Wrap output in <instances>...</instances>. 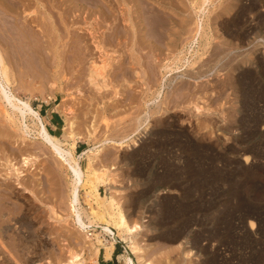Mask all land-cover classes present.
<instances>
[{"label":"rangeland","instance_id":"374dc122","mask_svg":"<svg viewBox=\"0 0 264 264\" xmlns=\"http://www.w3.org/2000/svg\"><path fill=\"white\" fill-rule=\"evenodd\" d=\"M8 1L20 4L19 18L6 16ZM202 2L0 0L5 19L27 29L26 40L16 38L29 43L12 89L51 134L82 136L77 158L150 119L138 147L108 145L96 165L117 168L114 193L129 217L146 220L140 240L152 264H264V0H211L204 14ZM200 17L205 37L185 46ZM156 20L164 28L154 33L147 22ZM102 63L105 76L92 83V68ZM56 112L61 120L52 129L48 116ZM1 117L0 264L65 260L67 249L82 247L67 220L69 175L36 133L23 136ZM79 161L86 170L87 158ZM100 193L108 195L105 188ZM84 200L81 193L88 208ZM116 244L117 254L126 255V245Z\"/></svg>","mask_w":264,"mask_h":264},{"label":"bare ground","instance_id":"6f19581e","mask_svg":"<svg viewBox=\"0 0 264 264\" xmlns=\"http://www.w3.org/2000/svg\"><path fill=\"white\" fill-rule=\"evenodd\" d=\"M73 1V0H72ZM83 1V0H82ZM108 1V0H107ZM135 1V0H134ZM162 1V0H161ZM95 2V1H94ZM101 2V1H100ZM105 1H102V3ZM119 2V1H118ZM133 1L129 2V4H132ZM142 2V1H141ZM144 2V1H143ZM152 2V1H151ZM169 2V1H166ZM165 2V3H166ZM211 0H203L201 6L199 7V13L203 12L205 6L209 4ZM22 3V2H21ZM71 3V2H70ZM76 3V2H75ZM82 3V2H81ZM109 3V2H108ZM114 3V2H113ZM127 3V2H126ZM134 3V2H133ZM138 3V2H137ZM136 3V4H137ZM158 3V2H157ZM6 3H4L5 6ZM63 4V3H62ZM68 4V3H67ZM116 4V3H115ZM125 4V3H124ZM128 4V5H129ZM135 4V3H134ZM135 4V5H136ZM139 4V3H138ZM141 4V3H140ZM3 5V4H2ZM20 4L17 2H9L6 8V16H9L8 14L13 13L14 15H18L17 18H19V12L22 10L19 6ZM107 5V4H106ZM112 5V4H110ZM127 5V6H128ZM134 5V6H135ZM142 5V4H141ZM156 5V4H155ZM196 5V4H195ZM109 6V5H108ZM117 6V5H115ZM114 6V7H115ZM133 6V8H134ZM149 6V5H147ZM154 6V5H153ZM3 7V6H2ZM102 8V4L100 6ZM110 7V6H109ZM109 7L107 8L109 10ZM129 7H131L129 5ZM135 7H138L136 5ZM144 8L146 5L143 6ZM160 7V6H159ZM171 7V6H170ZM208 7V6H207ZM206 7V8H207ZM128 8V7H127ZM141 8V7H140ZM175 8V7H174ZM33 9V8H32ZM104 9V8H103ZM111 9V8H110ZM118 9V8H117ZM129 9V8H128ZM132 9V8H131ZM136 9V8H135ZM260 9V8H259ZM4 10V9H3ZM2 10V11H3ZM163 10V9H162ZM198 10V8H197ZM33 11V10H32ZM106 11V10H105ZM119 11V10H118ZM121 11V10H120ZM129 11V10H127ZM137 11V10H135ZM139 10L138 12H140ZM143 11V10H142ZM150 11V10H148ZM180 11V10H179ZM23 12V11H22ZM27 12V11H26ZM110 12V11H109ZM108 12V13H109ZM124 12V11H123ZM130 12V11H129ZM132 12V10H131ZM145 12V11H144ZM155 12V11H154ZM248 12V11H247ZM34 12L30 13L31 16ZM107 14V12H105ZM134 13V12H133ZM133 13L132 16H133ZM142 13V12H141ZM205 11L203 12V14ZM12 14V15H13ZM122 14V13H120ZM124 14V13H123ZM136 14V12H135ZM197 14V13H196ZM28 15V16H29ZM108 15V14H107ZM111 15V14H110ZM130 14L125 16H129ZM153 15V12H152ZM159 15V14H157ZM164 15V14H163ZM198 15V14H197ZM3 13H0V113L1 118L6 121L5 123H11L14 128H16L21 135L23 136H29L32 134V132L36 133L41 141L43 140L44 144L47 145L52 152L57 156V158L61 162V166L66 169L69 178H70V185L69 186V214L67 215V220L72 219V223L74 225V228L77 230L78 235L80 237V241L82 244H80L82 247L81 250H76L74 247L71 249H67L66 253L68 252V256L66 259H57L58 262L51 258V260H47L45 264H99V256L101 254V251L104 252V256L106 260H110L113 256V253L115 251V245H117V241L120 240L122 243L126 245L127 254L126 255H120L119 260L121 261V264H152L147 257L146 254V243H143L142 240H140V235L144 232L145 226L144 225V218H141L137 221V219L131 218L127 215V209L124 208V202H121V198L119 199V196H117L114 193V183L117 181H114V176L116 177V170L117 168L111 164L108 166L105 165H96L98 162L96 159L99 157L100 154V161L103 159L102 156L105 154V148L108 145H117L119 146V149L122 148L131 149L136 148L140 145V142H142V138L149 133V125L150 122L148 119H145L142 123L141 120L136 124V129L133 133L130 135L121 137V138H106L100 142V147H95L93 149H88L82 153V155L77 158L75 155V150L78 144L79 139H81V135L77 134L74 130H72L69 135L71 140H64L61 137H58L57 135H53L49 132L47 129L46 123L42 119V116L39 112H37L31 105V102L29 100H23L19 97V92H15L12 89L13 84L16 82H19L20 76L22 74L21 68L23 67L22 64V58L19 57L20 52L22 51V47L28 45L26 40L27 37L22 34V31L27 30L25 26H23L22 29L17 25L16 23L10 22L5 17ZM113 16V15H112ZM116 16V15H115ZM119 16V15H118ZM117 16V17H118ZM144 16V15H143ZM151 16V15H150ZM201 16V15H200ZM4 17V18H3ZM111 17V16H110ZM121 17V16H119ZM138 15L136 16V19ZM142 17V16H141ZM160 17V16H159ZM163 17V16H162ZM205 17V16H204ZM7 18V17H6ZM14 18V17H12ZM16 18V19H17ZM116 18V17H114ZM127 18V17H126ZM130 18V17H128ZM127 18V19H128ZM135 18V16H134ZM133 18V19H134ZM145 18V17H144ZM147 18V17H146ZM167 18V17H166ZM171 18V17H170ZM16 19L14 21L16 22ZM121 19V18H119ZM123 19V18H122ZM155 19V18H154ZM13 20V19H12ZM19 20V19H18ZM140 20H143L142 18ZM180 20V19H179ZM42 21V20H41ZM108 21V20H107ZM118 21V20H117ZM131 21V20H130ZM148 21V20H147ZM116 22V21H115ZM129 22V21H128ZM146 22V21H145ZM170 22V21H169ZM203 22L204 20L200 19L197 21L195 27V31L193 32L194 35L191 38L187 39V41L183 44L185 46L188 45H197L199 44V39L202 38L203 35ZM208 22V21H207ZM37 23V22H36ZM43 23V22H42ZM130 23V22H129ZM128 23V24H129ZM140 23V22H139ZM143 23V22H141ZM149 25L153 26V32L156 33L159 31L160 28H164V23L162 21L158 22V20L152 22H147ZM146 23V24H147ZM119 24V22H118ZM121 24V23H120ZM144 24V23H143ZM173 24V23H172ZM117 25V24H116ZM179 25V24H178ZM135 25H133L134 27ZM142 26V25H141ZM31 27V26H30ZM44 27V26H43ZM120 27V26H119ZM131 27V28H133ZM144 27V26H143ZM171 27V26H170ZM180 27V26H179ZM130 28V27H129ZM136 29V27H134ZM133 28V29H134ZM140 28V27H139ZM30 29V28H29ZM128 29V28H127ZM146 30V28H143ZM168 29V28H167ZM192 29V28H191ZM47 30V29H46ZM45 30V31H46ZM119 30V29H118ZM143 30V31H144ZM165 30V29H164ZM137 31V30H136ZM135 31V32H136ZM149 31V29H148ZM193 31V30H192ZM151 32V31H150ZM161 32V31H160ZM159 32V33H160ZM166 32V31H165ZM169 32V31H168ZM181 32V31H180ZM24 33V32H23ZM131 33V32H130ZM138 33V32H136ZM144 33V32H143ZM158 33V34H159ZM162 33V32H161ZM167 33V32H166ZM165 33V34H166ZM192 33V34H193ZM22 36L23 40L20 38L17 39L16 36ZM117 34V33H116ZM186 34V33H185ZM131 35V34H130ZM160 35V34H159ZM180 35V34H179ZM121 36V35H120ZM144 36V34H143ZM158 36V35H157ZM172 36V34H171ZM204 36V35H203ZM119 37V36H118ZM130 37V36H129ZM184 37V35H183ZM205 37V36H204ZM131 38V37H130ZM140 38V37H139ZM154 38V37H153ZM158 39H160L158 37ZM163 40V38H161ZM207 39V38H206ZM121 40V38L119 39ZM157 40V39H156ZM150 41V40H149ZM152 41V40H151ZM150 41V42H151ZM202 41V40H201ZM159 42V41H158ZM164 45H166V40ZM181 42V41H180ZM207 42V41H206ZM209 42V40H208ZM120 43V42H119ZM125 43V42H124ZM140 43V42H139ZM155 43V42H153ZM175 43V42H174ZM212 43V42H211ZM210 43V45H211ZM149 44V43H148ZM132 45V44H131ZM144 45V44H142ZM154 45V44H153ZM160 45V44H159ZM175 45V44H172ZM178 45V44H177ZM176 45V46H177ZM204 45V44H203ZM120 46V45H119ZM124 46V45H123ZM133 46V45H132ZM141 46V45H140ZM158 46V45H157ZM168 46V45H167ZM166 46V47H167ZM180 46V45H178ZM177 46V48H178ZM184 46V45H183ZM127 47V46H126ZM143 47V46H142ZM141 47V48H142ZM151 47V46H150ZM154 47V46H153ZM181 47V46H180ZM208 47V46H206ZM210 47V46H209ZM100 48H102L100 46ZM125 48V47H124ZM133 48V47H132ZM171 48V47H169ZM174 48V47H173ZM185 48V47H183ZM181 48V51L183 50ZM201 48V47H200ZM205 48V46H204ZM218 48V47H217ZM67 49V48H66ZM137 49V48H136ZM152 49V48H151ZM176 49V48H175ZM179 49V48H178ZM207 49V48H206ZM140 50V49H139ZM145 50V49H144ZM185 50V49H184ZM205 49H203L204 51ZM223 50V49H222ZM142 51V50H140ZM178 51V50H177ZM180 51V50H179ZM180 51V52H181ZM191 51V50H190ZM196 51V50H195ZM206 51V50H205ZM230 51V50H229ZM104 52V51H103ZM137 52V51H136ZM151 52V51H150ZM183 52V51H182ZM128 53V52H127ZM131 53V52H130ZM222 53V52H221ZM135 54V53H134ZM184 54V53H183ZM226 54V53H225ZM224 54V55H225ZM182 55V54H178ZM201 56V55H200ZM199 56V57H200ZM203 57V56H202ZM226 57V56H225ZM137 58V57H136ZM184 58V57H183ZM182 58V59H183ZM145 59V58H144ZM175 59V58H174ZM173 59V60H174ZM177 62L182 61L181 57L180 59L176 57ZM208 59V58H207ZM206 59V60H207ZM212 59V58H211ZM216 59V58H215ZM81 60V59H80ZM102 60V59H101ZM142 60V59H140ZM184 60V59H183ZM83 61V60H82ZM138 62V60H137ZM176 62V61H175ZM183 62V61H182ZM209 62V61H208ZM123 63V62H121ZM141 63V62H140ZM97 64V63H95ZM129 64V63H128ZM132 64V63H131ZM178 64V63H177ZM180 64V63H179ZM100 64V67L94 65L95 67L92 68V74L90 75V79L93 82L96 81V79L100 77V79L105 76L103 75V71H105V68L107 67L105 65ZM125 65V64H124ZM138 65V64H137ZM171 65V64H170ZM176 65V64H174ZM191 65V64H190ZM194 65V64H192ZM191 65V66H192ZM22 66V67H21ZM134 66V65H133ZM167 66V65H166ZM143 67V66H142ZM168 67V66H167ZM170 68V67H169ZM179 69V67H178ZM133 70V69H132ZM168 70V69H167ZM170 71L173 72L174 70L172 67L170 68ZM200 74V73H199ZM205 74V73H204ZM167 75V74H166ZM165 75V76H166ZM207 76V75H206ZM24 77V76H23ZM200 77V76H199ZM29 78V77H28ZM196 78V77H195ZM33 79V78H32ZM105 79V78H104ZM103 80V79H102ZM24 82V81H22ZM98 83V82H97ZM100 83V82H99ZM106 83V82H105ZM20 84V82L18 83ZM103 84V83H102ZM108 84V83H107ZM163 84V83H162ZM101 86V83H100ZM99 86V87H100ZM109 86V85H107ZM165 86V85H164ZM98 87V86H97ZM95 86V88H97ZM101 89V88H100ZM164 95V94H163ZM161 98V97H160ZM165 97H163L164 99ZM157 100V99H156ZM63 102V101H62ZM165 102V101H164ZM167 102V100H166ZM165 102V103H166ZM66 103V102H65ZM155 103V102H154ZM159 104V103H158ZM194 104V103H193ZM164 105V103L162 104ZM199 105V104H198ZM196 105V109L200 110L201 107ZM203 106V105H202ZM65 107V105H64ZM61 108V107H60ZM65 109V108H64ZM63 109V110H64ZM59 111V110H58ZM64 112V111H63ZM71 113V112H70ZM151 113V111H150ZM64 114V113H63ZM68 114V112H67ZM146 114V113H145ZM151 115V114H150ZM149 115V117H150ZM68 116V115H67ZM145 117V116H144ZM67 118V117H66ZM71 118V117H70ZM147 118V116H146ZM32 121L33 127L30 128L26 125L27 121ZM66 120V119H65ZM30 121V122H31ZM172 121V120H171ZM3 122V121H2ZM66 122V121H65ZM74 123V122H73ZM172 123V122H171ZM75 124V123H74ZM9 125V124H8ZM69 126V125H68ZM108 126V125H107ZM245 126V125H244ZM67 127V125H66ZM76 128V127H75ZM11 129V127H10ZM16 131V130H15ZM17 131V132H18ZM164 131V130H163ZM89 136L92 137L95 135L96 130L93 131ZM169 132V131H168ZM3 133V132H2ZM13 133V132H12ZM179 134V133H178ZM88 138V137H86ZM190 138V137H189ZM89 139V138H88ZM16 140V139H15ZM20 140V139H19ZM162 140V139H161ZM152 141V140H151ZM21 142V141H20ZM1 143V142H0ZM6 143V142H5ZM175 144V143H174ZM189 144V143H188ZM112 145V146H113ZM202 145V143H201ZM48 148V149H49ZM98 148L100 150L98 151ZM108 148V147H107ZM248 150V149H247ZM246 151V150H244ZM97 152V153H96ZM96 153V154H95ZM135 153V152H134ZM133 153V154H134ZM249 154V153H248ZM119 155V154H118ZM126 155V154H125ZM129 155V154H128ZM86 157L88 160V167L86 170H84L81 167L80 159L82 157ZM246 156V155H245ZM105 157V156H104ZM102 158V159H101ZM135 158V157H134ZM245 158V157H244ZM253 159V158H252ZM110 160V159H109ZM107 160V161H109ZM248 159H246L247 162ZM251 160V158H250ZM27 161V160H25ZM105 161V159H104ZM138 161V160H137ZM245 161V159L243 160ZM252 161V160H251ZM103 162V160H102ZM101 162V163H102ZM106 162V161H105ZM180 162V161H179ZM85 163V161H84ZM26 164H28L26 162ZM246 164V163H245ZM249 164V163H247ZM118 177V176H117ZM117 179V178H115ZM69 184V182H68ZM105 188L108 192V195L106 198L102 197L100 193V189ZM117 190V188H116ZM84 191V192H83ZM116 192V191H115ZM81 193H84L85 202L88 205V208L84 207L81 202ZM127 196V195H126ZM210 196V195H209ZM121 197V196H120ZM131 199V198H130ZM84 202V203H85ZM203 202V201H202ZM211 202V201H210ZM85 203V204H86ZM188 206V205H187ZM185 207V206H184ZM155 209V208H154ZM208 209V208H207ZM169 211V210H168ZM180 212V210H179ZM182 212V211H181ZM151 217V216H150ZM69 218V219H68ZM151 219V218H150ZM154 220V219H153ZM151 221V220H150ZM146 222V220H145ZM195 222V221H194ZM147 223V222H146ZM152 223V222H150ZM193 223V222H192ZM250 227L253 229L255 223L253 221H250L249 223ZM254 231V230H253ZM144 234V233H143ZM74 235V234H73ZM72 235V237H73ZM76 235V234H75ZM74 235L75 237H78ZM142 236H145L142 235ZM165 236V235H164ZM144 238V237H143ZM178 240V239H177ZM79 241V242H80ZM79 246V245H78ZM77 248V247H76ZM64 254V253H63ZM54 256V255H53ZM56 258V257H55ZM50 259V258H49Z\"/></svg>","mask_w":264,"mask_h":264},{"label":"crops","instance_id":"0c3cea01","mask_svg":"<svg viewBox=\"0 0 264 264\" xmlns=\"http://www.w3.org/2000/svg\"><path fill=\"white\" fill-rule=\"evenodd\" d=\"M49 122L51 124L52 129H58L59 128V122L61 120V116L56 112L55 114H49L48 116ZM117 249H115L113 256L110 260H106L104 256V252L101 251L100 256L102 259L99 257V264H121V261L118 259L120 254L116 252Z\"/></svg>","mask_w":264,"mask_h":264}]
</instances>
